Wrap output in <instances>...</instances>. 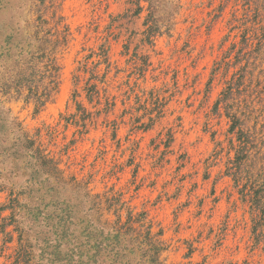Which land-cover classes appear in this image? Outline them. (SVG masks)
<instances>
[{
	"label": "rangeland",
	"instance_id": "rangeland-1",
	"mask_svg": "<svg viewBox=\"0 0 264 264\" xmlns=\"http://www.w3.org/2000/svg\"><path fill=\"white\" fill-rule=\"evenodd\" d=\"M160 3L151 31L146 0H0V264H80L86 247L56 250L45 226L69 196L102 244L82 264H117L107 238L122 225L131 264H264V0ZM50 167L66 187L43 201Z\"/></svg>",
	"mask_w": 264,
	"mask_h": 264
},
{
	"label": "trees",
	"instance_id": "trees-1",
	"mask_svg": "<svg viewBox=\"0 0 264 264\" xmlns=\"http://www.w3.org/2000/svg\"><path fill=\"white\" fill-rule=\"evenodd\" d=\"M149 3L148 6V20L152 22L153 26H151V31L153 30H158L160 26L157 24V15H158V8L159 5L161 4L160 2L162 0H146ZM138 11H141L143 7L140 4V0H138ZM257 17L260 16V13L257 12ZM262 39H260L261 41ZM261 43V42H260ZM35 71V70H34ZM33 71V72H34ZM31 72V74L33 73ZM27 70L25 71L23 68L20 72H18V80L15 79L13 80L12 77L10 79L14 83L12 85L15 87L16 92L18 94L22 93V88L25 87V84L23 83V79L26 77ZM30 83V82H29ZM27 86L30 90V93L26 96L27 99L34 98L38 106L42 107L46 104L48 97H46V92L44 93H39L38 86H34L33 84H28ZM10 87V86H8ZM48 89V88H46ZM9 91V90H7ZM233 94V85H230L228 89H226V92L224 93V98L219 100V104L223 101H227L229 99V96ZM219 104L217 106H219ZM229 115H231V111L228 112ZM232 131H235L238 124H242L241 122V116H238V114H233L232 115ZM239 139L241 142L240 148L237 150L238 155L236 157L235 162L238 163V166L236 164V170H234V175L236 178V182L239 183L242 181V176H240L239 173H241V168L243 164H246L247 159H250L251 157V152H250V144H252V135L248 132L245 133L244 129L241 128L239 130ZM254 140V139H253ZM256 147H257V141H256ZM38 152V151H37ZM256 158H258V155L256 154ZM37 165L36 167H43L42 165H46L49 163V160H46L42 155H40V152L38 153L37 157ZM49 166V165H48ZM60 171L57 169H53L50 167V170L48 171V174H46L45 178H43L41 184L44 187H47L46 189H39V192L42 193L41 199L44 201L47 199V196H54L60 194V190H56L57 186H65L66 187V182L64 179L60 176ZM39 173V172H38ZM47 173V172H46ZM43 187V188H44ZM73 189L77 187L76 184L72 185ZM256 212L258 213H263L264 214V169L263 173L259 174V177L256 178ZM55 193V194H54ZM57 197V196H56ZM53 199V198H52ZM51 201L52 206L58 205L57 201H55V204ZM62 205H65L66 208L63 209V207H60V212L56 211H51L49 212L48 216L45 217V222H46V227H50L52 229H55V234H56V245L55 248L56 250H59L60 247L66 245H70L71 243L75 242L78 244V247H86V250H81L80 252V259L78 260V263L82 264L84 263L82 260L83 255H88V260L90 261H97L96 258L100 256L101 251L100 248H102V244L98 241L95 242V244H91V240L93 239V225L91 224V221H86L84 219H80L79 216L76 215L75 212V206L71 204L72 198L66 197L61 201ZM13 203V204H12ZM11 207L15 209L17 205H20V201L18 197H15L12 200ZM263 219V218H262ZM261 219V220H262ZM259 221V223L261 222ZM258 223V226H259ZM258 226H256V230L258 229ZM123 229H125V225H122L121 227H114L113 230H109V233L112 234L114 239L107 238V240L111 243L107 245V249L111 247L108 251V253L113 254V256L116 257V260L118 259L117 264H131L134 263L136 259V252L135 248H131L130 250L126 245H122L124 242L122 239H124L126 233H123ZM71 232V235H68L66 233ZM88 232V234L85 236V233ZM24 232H22L23 235ZM25 234V233H24ZM69 236H73L74 238L72 240H69ZM87 237L88 240L86 242H83L81 239L82 237ZM123 237V238H122ZM67 238V242L65 243V239ZM45 242L48 243V241ZM95 250V254L89 256V251ZM147 253V252H146ZM133 256V257H132ZM93 258V260H92ZM88 264V263H86ZM138 264V263H137ZM140 264V263H139Z\"/></svg>",
	"mask_w": 264,
	"mask_h": 264
}]
</instances>
